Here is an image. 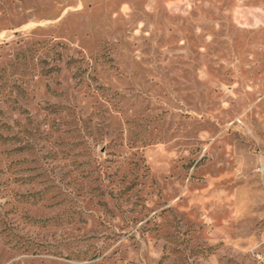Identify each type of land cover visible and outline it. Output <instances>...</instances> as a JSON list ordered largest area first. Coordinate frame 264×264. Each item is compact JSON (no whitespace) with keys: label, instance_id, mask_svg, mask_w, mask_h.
I'll use <instances>...</instances> for the list:
<instances>
[{"label":"rangeland","instance_id":"374dc122","mask_svg":"<svg viewBox=\"0 0 264 264\" xmlns=\"http://www.w3.org/2000/svg\"><path fill=\"white\" fill-rule=\"evenodd\" d=\"M264 0H0V264H264Z\"/></svg>","mask_w":264,"mask_h":264},{"label":"built area","instance_id":"2783aa9c","mask_svg":"<svg viewBox=\"0 0 264 264\" xmlns=\"http://www.w3.org/2000/svg\"><path fill=\"white\" fill-rule=\"evenodd\" d=\"M258 257H259V259H262V260H264V257H263V255H258Z\"/></svg>","mask_w":264,"mask_h":264}]
</instances>
